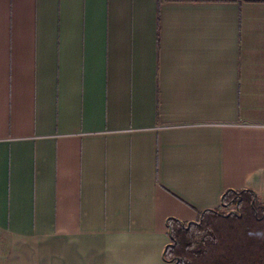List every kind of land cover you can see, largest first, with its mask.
<instances>
[{
	"label": "crops",
	"instance_id": "1",
	"mask_svg": "<svg viewBox=\"0 0 264 264\" xmlns=\"http://www.w3.org/2000/svg\"><path fill=\"white\" fill-rule=\"evenodd\" d=\"M229 190L264 202V0H0V264H175Z\"/></svg>",
	"mask_w": 264,
	"mask_h": 264
},
{
	"label": "trees",
	"instance_id": "2",
	"mask_svg": "<svg viewBox=\"0 0 264 264\" xmlns=\"http://www.w3.org/2000/svg\"><path fill=\"white\" fill-rule=\"evenodd\" d=\"M236 205V212H224ZM176 264H264V204L252 191H226L222 206L199 212L195 223L169 222Z\"/></svg>",
	"mask_w": 264,
	"mask_h": 264
},
{
	"label": "rangeland",
	"instance_id": "3",
	"mask_svg": "<svg viewBox=\"0 0 264 264\" xmlns=\"http://www.w3.org/2000/svg\"><path fill=\"white\" fill-rule=\"evenodd\" d=\"M257 198H259V200L261 201V203H263L264 204V202L261 200V198L259 197V196H257ZM223 211L224 212H228V211H230V214L231 213H235L237 210H236V205H232L230 208H228V209H225V208H223ZM173 243V242H172ZM172 245V244H171ZM174 263V262H173ZM176 264V263H175Z\"/></svg>",
	"mask_w": 264,
	"mask_h": 264
}]
</instances>
